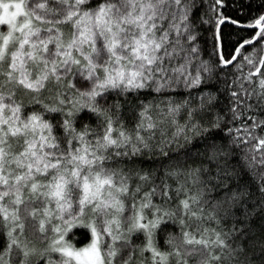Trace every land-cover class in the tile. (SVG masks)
<instances>
[{
    "label": "snow or ice",
    "instance_id": "6c2138e0",
    "mask_svg": "<svg viewBox=\"0 0 264 264\" xmlns=\"http://www.w3.org/2000/svg\"><path fill=\"white\" fill-rule=\"evenodd\" d=\"M223 2L0 0V264H264V8L226 52Z\"/></svg>",
    "mask_w": 264,
    "mask_h": 264
},
{
    "label": "trees",
    "instance_id": "16d2710c",
    "mask_svg": "<svg viewBox=\"0 0 264 264\" xmlns=\"http://www.w3.org/2000/svg\"><path fill=\"white\" fill-rule=\"evenodd\" d=\"M215 0H205V5L208 3H213ZM264 8V0H224L222 4H217L216 12L217 14L222 12L225 16L232 17V20H226L221 22V26L225 35L224 50L230 51L235 43L241 40L247 39V37L253 34L258 28L255 25H250L247 23L235 24V19H240L245 21L252 16H254L258 11ZM201 34V46L202 51H204V40L207 39L208 43L206 46L205 55L211 53L212 51V36L211 30L207 24L200 30ZM253 43L251 47H255ZM243 51H250V48H244ZM149 94L154 95V93H145L143 97H138V99H146ZM183 94H187L184 92ZM166 95L179 96L181 95V90H170ZM261 131H264L262 129Z\"/></svg>",
    "mask_w": 264,
    "mask_h": 264
}]
</instances>
